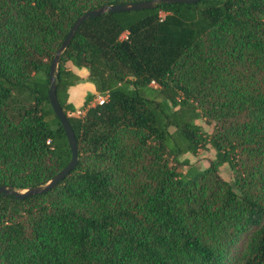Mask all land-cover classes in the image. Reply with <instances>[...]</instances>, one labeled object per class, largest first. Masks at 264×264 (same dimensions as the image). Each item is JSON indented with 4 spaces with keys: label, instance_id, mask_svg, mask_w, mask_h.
Here are the masks:
<instances>
[{
    "label": "trees",
    "instance_id": "trees-1",
    "mask_svg": "<svg viewBox=\"0 0 264 264\" xmlns=\"http://www.w3.org/2000/svg\"><path fill=\"white\" fill-rule=\"evenodd\" d=\"M133 1L0 0V185L45 184L69 163L51 63L84 12ZM69 61L98 93L83 115ZM56 80L79 162L48 192L0 195V264H264V0L89 17ZM209 145L207 168L181 170Z\"/></svg>",
    "mask_w": 264,
    "mask_h": 264
},
{
    "label": "water",
    "instance_id": "water-1",
    "mask_svg": "<svg viewBox=\"0 0 264 264\" xmlns=\"http://www.w3.org/2000/svg\"><path fill=\"white\" fill-rule=\"evenodd\" d=\"M200 0H144V1H133V2H126V3H118V4H111V5H102L100 7H96L93 9H89L84 12L81 16H79L75 22L73 23L72 27L70 28L69 32L67 33L65 39L63 40L61 46L58 48L55 57L50 66V74L49 79L51 82L50 89H49V99L54 109L56 115L60 118V121L66 131L67 137L69 139L72 157L69 163L61 169L58 173H56L53 178H51L47 183L32 186L26 189H17L12 185H0V195H12L17 199H24L27 197H31L33 195L41 194L50 191L53 189L58 183H60L63 179H65L70 173L76 168L79 162L78 157V143L77 138L75 135V131L73 126L68 118L67 113L65 112L64 108L62 107L58 95H57V68L59 65V61L61 58V54L63 51L68 47L71 43L74 35L77 33L80 26L83 24L85 20L89 17H96L106 12H122V11H131V10H138V9H147L152 8L158 3H196Z\"/></svg>",
    "mask_w": 264,
    "mask_h": 264
},
{
    "label": "rangeland",
    "instance_id": "rangeland-1",
    "mask_svg": "<svg viewBox=\"0 0 264 264\" xmlns=\"http://www.w3.org/2000/svg\"><path fill=\"white\" fill-rule=\"evenodd\" d=\"M70 114L73 115H83L84 112H78L75 110L74 112H71ZM197 122L201 124L204 128V130L211 132L212 131V125H209L206 123V121L202 118L198 119ZM215 149L211 147L210 145L206 149L200 150L197 154L187 153L182 156V159H188L191 164L190 166H183L181 167V170L184 172H189L190 170H203L207 168L211 160L215 158ZM219 173L221 176L228 181H233L234 179V173L230 167L229 164L225 163L220 167Z\"/></svg>",
    "mask_w": 264,
    "mask_h": 264
},
{
    "label": "crops",
    "instance_id": "crops-1",
    "mask_svg": "<svg viewBox=\"0 0 264 264\" xmlns=\"http://www.w3.org/2000/svg\"><path fill=\"white\" fill-rule=\"evenodd\" d=\"M69 68L81 76L82 80L74 85H71L68 89L69 102L73 103L76 110H81L88 93L98 94L95 84L88 80L89 71L87 68H79L75 66L71 61L68 63Z\"/></svg>",
    "mask_w": 264,
    "mask_h": 264
},
{
    "label": "built area",
    "instance_id": "built-area-1",
    "mask_svg": "<svg viewBox=\"0 0 264 264\" xmlns=\"http://www.w3.org/2000/svg\"><path fill=\"white\" fill-rule=\"evenodd\" d=\"M107 96L105 95H97V97L95 98V101L96 103H103L105 100H106ZM78 112H84L82 109L81 110H78Z\"/></svg>",
    "mask_w": 264,
    "mask_h": 264
}]
</instances>
